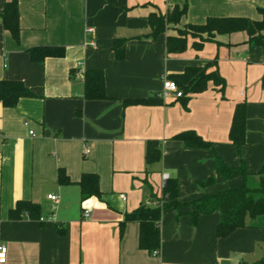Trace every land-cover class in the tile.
<instances>
[{"label": "crops", "instance_id": "1", "mask_svg": "<svg viewBox=\"0 0 264 264\" xmlns=\"http://www.w3.org/2000/svg\"><path fill=\"white\" fill-rule=\"evenodd\" d=\"M7 1L0 0V8ZM17 2L19 40L0 22V78L21 80L36 96L15 107L0 102V244L7 247L0 264H254L264 257V216L217 238L218 211L193 223L180 213L185 207L164 208L155 253L139 248L137 221L121 223L146 201H161L164 173L176 178L181 203L243 184L241 177L216 176L212 185L199 186L215 175L213 151L185 146L176 138L182 131L210 142L229 166L243 161L255 173L264 164V42L254 45L244 31H234L201 43L188 35L182 52L166 50V37L184 25L208 17L259 19L264 0ZM184 4L179 22L149 35L151 14ZM39 45L63 46L65 53L33 61L26 49ZM188 66L216 69L224 90L209 83L187 100L161 97L163 80ZM89 69L103 72L108 98L83 96L82 74ZM150 95L162 101L123 102ZM239 102H245L246 120L238 150L228 131ZM149 140L160 142L161 158L147 165ZM61 169L68 183L57 180ZM83 173L98 176L99 196L82 197L77 182ZM256 181L253 176L248 183ZM22 200L38 204L37 215L23 210L12 216Z\"/></svg>", "mask_w": 264, "mask_h": 264}, {"label": "trees", "instance_id": "2", "mask_svg": "<svg viewBox=\"0 0 264 264\" xmlns=\"http://www.w3.org/2000/svg\"><path fill=\"white\" fill-rule=\"evenodd\" d=\"M187 5L182 7L174 6L170 11L164 14H151L149 16V35L155 38L165 31L167 23H177L186 13ZM260 15L259 19L249 17H208L203 24H188L190 32L178 30L177 35H168L166 37V50L168 54L182 52L186 48L188 35L194 37L195 32L207 33L209 38L215 34H225L234 31H244L247 34L248 41L254 45L263 46L264 42V7H257ZM0 22L4 29L8 30L15 41L19 40V12L17 0H10L4 3L0 8ZM118 42V41H117ZM117 42L113 45L119 50ZM123 44V41L121 42ZM200 45V44H199ZM33 61H40L46 57H61L65 53L63 46L57 45H39L31 46L26 49ZM121 57L122 54L118 52ZM83 96L86 99L108 98L105 91L104 74L99 69H89L83 72ZM176 82L181 91V99H188V94L200 93L207 89L209 83L219 87L223 91L225 87L224 78L213 69L208 71L207 67L188 66L182 73L176 74L171 78ZM36 95L21 80H9L0 78V102L5 107H15L18 101L23 98H31ZM162 100L156 95H150L141 98L124 99L125 104H144L151 105L160 103ZM245 102H239L235 105L228 138L232 144L239 150L245 143ZM181 139L185 146L192 148H210L213 151L215 166V175L207 177L203 181H197L201 187L210 186L215 182V177L220 176L226 179L241 177L243 184L231 188H226L212 195H204L189 202H177L178 182L176 178H167L162 187V203L154 207L144 204L125 213L122 224L127 221H137L139 224L138 246L149 252L158 251L160 248V226L159 221L162 210L167 207H185L180 211L189 219L196 223L199 216L208 215L218 211L220 220L215 227V236L225 237L238 228L247 226L246 220L257 219L264 216V164L255 173L247 171L244 162L238 166H229L223 159L215 153L210 142L202 139L200 135L193 130L182 131L176 135ZM262 144L264 145V139ZM161 158L160 142L158 140H149L146 143L145 162L153 164ZM258 176L255 184L248 183L249 178ZM57 180L62 183H68L69 179L63 170L58 171ZM81 189V195L86 198L91 195L99 196L98 176L94 173H83L77 182ZM173 202V203H172ZM38 204L22 200L18 201L16 207L11 211L12 216H19L21 211L25 210L30 215H37ZM62 233L61 230H59ZM254 264H264V257L255 261Z\"/></svg>", "mask_w": 264, "mask_h": 264}, {"label": "built area", "instance_id": "3", "mask_svg": "<svg viewBox=\"0 0 264 264\" xmlns=\"http://www.w3.org/2000/svg\"><path fill=\"white\" fill-rule=\"evenodd\" d=\"M87 31H92V29L89 27L87 28ZM170 95H174L175 97H180L182 96L181 91L179 90L177 84L175 81L170 80V79H164L163 80V89L162 92L160 94L161 97L166 98ZM86 152L88 151V149L85 150ZM168 178V175L166 173H164L162 175V186L165 183V180ZM122 198H124V196L122 195ZM52 200H56V196L52 195L51 196ZM148 206H156V205H160L161 203L159 202H150V201H146L145 203ZM85 213H87V211H85ZM41 219V218H40ZM6 252H7V247L4 244H0V263L5 262L6 260ZM154 253L156 251H153Z\"/></svg>", "mask_w": 264, "mask_h": 264}, {"label": "rangeland", "instance_id": "4", "mask_svg": "<svg viewBox=\"0 0 264 264\" xmlns=\"http://www.w3.org/2000/svg\"><path fill=\"white\" fill-rule=\"evenodd\" d=\"M177 30H179V29H177ZM180 30L190 32L191 29L188 27V25H184L182 28H180ZM194 37L197 38L199 43L203 42V40L209 39V36L207 35V33H204V32H195ZM256 177H257V181H258L259 177L258 176H256ZM177 202H179V201H177ZM160 203H162V200L160 201Z\"/></svg>", "mask_w": 264, "mask_h": 264}]
</instances>
